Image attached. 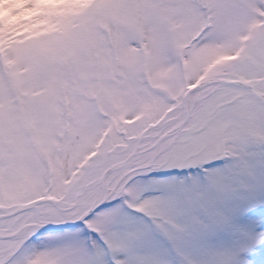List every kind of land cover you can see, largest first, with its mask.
Instances as JSON below:
<instances>
[{
  "label": "snow or ice",
  "instance_id": "1",
  "mask_svg": "<svg viewBox=\"0 0 264 264\" xmlns=\"http://www.w3.org/2000/svg\"><path fill=\"white\" fill-rule=\"evenodd\" d=\"M0 264H264V0H0Z\"/></svg>",
  "mask_w": 264,
  "mask_h": 264
}]
</instances>
